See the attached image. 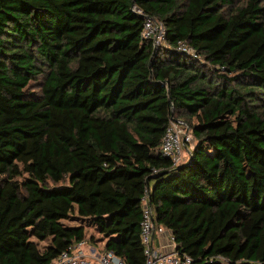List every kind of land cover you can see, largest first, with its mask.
<instances>
[{
    "label": "trees",
    "instance_id": "obj_1",
    "mask_svg": "<svg viewBox=\"0 0 264 264\" xmlns=\"http://www.w3.org/2000/svg\"><path fill=\"white\" fill-rule=\"evenodd\" d=\"M144 195L191 264H264V0H0V264H143Z\"/></svg>",
    "mask_w": 264,
    "mask_h": 264
},
{
    "label": "built area",
    "instance_id": "obj_2",
    "mask_svg": "<svg viewBox=\"0 0 264 264\" xmlns=\"http://www.w3.org/2000/svg\"><path fill=\"white\" fill-rule=\"evenodd\" d=\"M142 14V11L133 7ZM165 30L161 21L146 16L141 38L151 39L154 46L162 44ZM176 50L194 55L195 51L185 42L179 41ZM194 139L190 126L181 118H170L161 142L163 156L171 160L172 166L184 163L190 156ZM142 201L141 238L144 244L143 264H191L188 254L177 251L169 229L155 221L154 209L144 195ZM49 264H127L124 259L110 250H100L87 245L83 240L69 246Z\"/></svg>",
    "mask_w": 264,
    "mask_h": 264
},
{
    "label": "rangeland",
    "instance_id": "obj_3",
    "mask_svg": "<svg viewBox=\"0 0 264 264\" xmlns=\"http://www.w3.org/2000/svg\"><path fill=\"white\" fill-rule=\"evenodd\" d=\"M159 45H160V44H159ZM66 223H67V224H74V223H76V222H75V221L67 220ZM92 229H93V228H91L90 231H92Z\"/></svg>",
    "mask_w": 264,
    "mask_h": 264
}]
</instances>
